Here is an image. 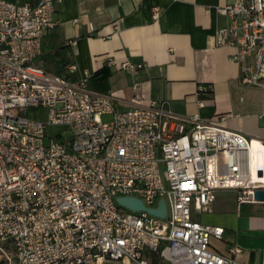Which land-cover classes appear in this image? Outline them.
Returning <instances> with one entry per match:
<instances>
[{
	"label": "built area",
	"instance_id": "2783aa9c",
	"mask_svg": "<svg viewBox=\"0 0 264 264\" xmlns=\"http://www.w3.org/2000/svg\"><path fill=\"white\" fill-rule=\"evenodd\" d=\"M59 1L0 0V261L239 264L236 247L210 248L223 228L192 215L210 211L220 190L255 202L264 184L253 179V140L197 115L176 116L165 101L117 111L110 96L87 88L88 72L71 82L45 70L37 61ZM219 13L229 23L215 43L235 49L240 82L261 91L264 118V0H231ZM131 89L139 99L138 84ZM54 126L69 135L49 134ZM118 197L152 209L164 200L166 217L128 210Z\"/></svg>",
	"mask_w": 264,
	"mask_h": 264
},
{
	"label": "crops",
	"instance_id": "0c3cea01",
	"mask_svg": "<svg viewBox=\"0 0 264 264\" xmlns=\"http://www.w3.org/2000/svg\"><path fill=\"white\" fill-rule=\"evenodd\" d=\"M10 1L36 4V0ZM230 2L60 0L54 13L56 26L44 35L37 63L56 74V63L69 61L71 82L88 72L87 88L110 96L117 111L165 101L176 116L197 115L243 134L253 140L254 180L264 184L262 93L240 82L239 67L231 57L235 49L215 43L216 32L229 23L219 9ZM125 61L144 67L130 72L120 67ZM71 65L76 66L73 72ZM135 83L139 99L131 89ZM200 89L210 90V95L198 98ZM237 194L218 191L211 210L192 218L223 228L220 239H210L215 252L224 254L236 247L239 264H264V201L238 203Z\"/></svg>",
	"mask_w": 264,
	"mask_h": 264
},
{
	"label": "water",
	"instance_id": "95a60500",
	"mask_svg": "<svg viewBox=\"0 0 264 264\" xmlns=\"http://www.w3.org/2000/svg\"><path fill=\"white\" fill-rule=\"evenodd\" d=\"M254 200L264 201V189H259L254 192ZM116 201L120 206L131 211H146L150 215L159 218L166 217L164 200L159 201L158 207L156 209L147 208L140 199L135 197H118Z\"/></svg>",
	"mask_w": 264,
	"mask_h": 264
},
{
	"label": "trees",
	"instance_id": "16d2710c",
	"mask_svg": "<svg viewBox=\"0 0 264 264\" xmlns=\"http://www.w3.org/2000/svg\"><path fill=\"white\" fill-rule=\"evenodd\" d=\"M69 64V61H59L58 63H56V67H57V70H56V74L59 75L60 77H63L67 80L70 81V76L68 75V70H67V67H68ZM210 95V90L206 89V90H202V91H199L198 92V97L200 99H206L207 96ZM153 263H154V258H153ZM0 264H3L1 261H0Z\"/></svg>",
	"mask_w": 264,
	"mask_h": 264
},
{
	"label": "rangeland",
	"instance_id": "374dc122",
	"mask_svg": "<svg viewBox=\"0 0 264 264\" xmlns=\"http://www.w3.org/2000/svg\"><path fill=\"white\" fill-rule=\"evenodd\" d=\"M28 116H33V113H30ZM40 117L45 120L46 119V112L42 111L40 113ZM103 121L108 120V116H102L101 118ZM48 133L51 135L57 134V133H62V136L66 137L69 135V131H67L65 129V127H61V126H54V127H49L47 129ZM160 170H163V165L160 164Z\"/></svg>",
	"mask_w": 264,
	"mask_h": 264
},
{
	"label": "bare ground",
	"instance_id": "6f19581e",
	"mask_svg": "<svg viewBox=\"0 0 264 264\" xmlns=\"http://www.w3.org/2000/svg\"><path fill=\"white\" fill-rule=\"evenodd\" d=\"M253 179H254V176H253Z\"/></svg>",
	"mask_w": 264,
	"mask_h": 264
}]
</instances>
